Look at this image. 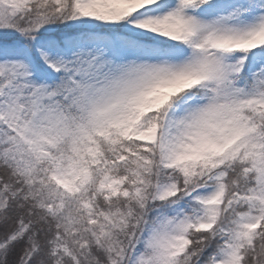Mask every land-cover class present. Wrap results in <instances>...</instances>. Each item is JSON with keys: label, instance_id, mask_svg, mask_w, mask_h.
Returning a JSON list of instances; mask_svg holds the SVG:
<instances>
[{"label": "snow or ice", "instance_id": "snow-or-ice-1", "mask_svg": "<svg viewBox=\"0 0 264 264\" xmlns=\"http://www.w3.org/2000/svg\"><path fill=\"white\" fill-rule=\"evenodd\" d=\"M0 264H264V0H0Z\"/></svg>", "mask_w": 264, "mask_h": 264}]
</instances>
